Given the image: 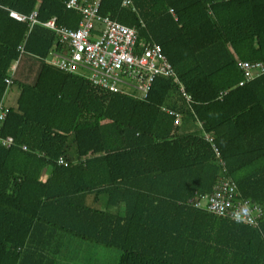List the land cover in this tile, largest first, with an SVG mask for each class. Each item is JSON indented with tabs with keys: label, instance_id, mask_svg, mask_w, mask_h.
Instances as JSON below:
<instances>
[{
	"label": "trees",
	"instance_id": "16d2710c",
	"mask_svg": "<svg viewBox=\"0 0 264 264\" xmlns=\"http://www.w3.org/2000/svg\"><path fill=\"white\" fill-rule=\"evenodd\" d=\"M66 1L0 0V103L13 61L19 89L0 123L13 138L0 144V264H57L74 240L116 249L117 264H264V74L240 86L237 66L264 63V0L100 1L161 47L190 103L171 78L140 99L46 62L57 34L9 11L76 29ZM220 176L262 209L256 227L187 203Z\"/></svg>",
	"mask_w": 264,
	"mask_h": 264
},
{
	"label": "built area",
	"instance_id": "2783aa9c",
	"mask_svg": "<svg viewBox=\"0 0 264 264\" xmlns=\"http://www.w3.org/2000/svg\"><path fill=\"white\" fill-rule=\"evenodd\" d=\"M101 0H67L65 7L80 14L76 29L57 25L55 19H50L43 24L52 29L58 37L60 49L51 53L47 60L49 64L59 70L78 75L88 80L92 85L112 93H124L145 99L153 81L158 77L171 78L177 84L182 98L191 102V96L185 93L179 83L173 67L166 59L162 49L157 44L138 43L137 32L134 28L120 24L109 17L99 14ZM123 6H130V0H122ZM172 13V11L170 10ZM36 11L28 16L10 10L9 16L22 22H28L29 29L39 21ZM20 53L23 44L18 47ZM18 61H13L4 78V83L9 88L13 82V75ZM238 68L242 71L243 80L238 85L253 80L264 74V63L237 61ZM174 117L173 124H179L180 114L162 108ZM7 107L0 103V123L5 119ZM204 138L211 142V137L205 133ZM13 143L11 136H0V144L9 147ZM216 157H219L217 148L211 144ZM25 149V146H22ZM220 161L223 172L224 162ZM58 164L64 160L59 158ZM193 207L203 209L219 217L229 218L234 222L252 227L258 225L262 216V209L252 205L248 200L240 198L236 184L230 177L220 176L207 195L187 200Z\"/></svg>",
	"mask_w": 264,
	"mask_h": 264
},
{
	"label": "rangeland",
	"instance_id": "374dc122",
	"mask_svg": "<svg viewBox=\"0 0 264 264\" xmlns=\"http://www.w3.org/2000/svg\"><path fill=\"white\" fill-rule=\"evenodd\" d=\"M17 77V76H16ZM24 77L27 79V73L24 74ZM34 75L32 73H28V80L32 81ZM18 86L17 84H12L9 89L6 91L4 95V106L14 105L15 100L18 94ZM80 241V240H79ZM84 245H80V247L70 246L67 252H65L61 257L63 260V264H83V261H87L89 259L98 260V264H117L118 260V251L112 248H105L101 246H97L94 244H90L86 241H80ZM92 246V247H90Z\"/></svg>",
	"mask_w": 264,
	"mask_h": 264
},
{
	"label": "crops",
	"instance_id": "0c3cea01",
	"mask_svg": "<svg viewBox=\"0 0 264 264\" xmlns=\"http://www.w3.org/2000/svg\"><path fill=\"white\" fill-rule=\"evenodd\" d=\"M87 1V0H86ZM131 9L132 10H135L134 8H133V6H132V4H131ZM33 11H36V9H34ZM37 13V12H36ZM51 19H53V18H51ZM55 19V18H54ZM50 20V19H49ZM40 24L41 23H44V22H39ZM42 26H44L43 24H41ZM63 26V25H62ZM66 27V26H65ZM77 27H78V25H77ZM130 28H134V27H130ZM58 49H60V46H59V48H54V49H51L50 51H49V53H48V56H47V58H46V62H47V60H49L50 58H51V53L53 52V51H55V50H58ZM51 65V64H50ZM16 71V70H15ZM18 94H19V91H18ZM18 94H17V96H18ZM17 98V97H16ZM16 101V100H15ZM4 103V102H3ZM9 106H14V105H9ZM9 106H6L5 105V107H9ZM201 124L199 123V126H200ZM90 199H92V197L90 198ZM99 204V205H98ZM97 204V206L99 207V208H102V207H104L102 204H101V201H99V203ZM79 240H74L73 242L71 241L70 243H68V246H67V250L65 251V252H67V255H66V258H67V256H69L68 255V248L70 247V246H73V247H80V245H84V244H82V242H78ZM90 247H92V246H90ZM64 252V253H65ZM62 260H63V258H62ZM62 260H59L58 261V263L57 264H63V262L61 263V261ZM99 263V261L98 260H93V259H89V260H87V261H83V264H98Z\"/></svg>",
	"mask_w": 264,
	"mask_h": 264
}]
</instances>
